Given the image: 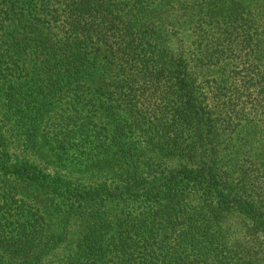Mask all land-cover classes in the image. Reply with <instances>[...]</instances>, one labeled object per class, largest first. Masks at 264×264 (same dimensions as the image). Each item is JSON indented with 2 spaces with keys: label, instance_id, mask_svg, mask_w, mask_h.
I'll use <instances>...</instances> for the list:
<instances>
[{
  "label": "trees",
  "instance_id": "trees-1",
  "mask_svg": "<svg viewBox=\"0 0 264 264\" xmlns=\"http://www.w3.org/2000/svg\"><path fill=\"white\" fill-rule=\"evenodd\" d=\"M0 82L8 115L58 95L108 119L72 164V115L56 145L0 117V264H264V0H0Z\"/></svg>",
  "mask_w": 264,
  "mask_h": 264
},
{
  "label": "rangeland",
  "instance_id": "rangeland-1",
  "mask_svg": "<svg viewBox=\"0 0 264 264\" xmlns=\"http://www.w3.org/2000/svg\"><path fill=\"white\" fill-rule=\"evenodd\" d=\"M234 67H236V63H228L225 65L224 68H222V66L220 68L216 67L214 70L212 69L210 73L206 74L205 77H207L208 80H206V78L204 77L203 79H201L199 83H197L196 88L199 92V96L203 99H204L203 94L204 95L206 94V96L208 95L210 97L205 100L204 106H206V110L211 109L215 112L216 110L223 109L225 99L222 98L221 102L217 103L215 98L212 97V89L214 90V88L216 87L215 85L221 80H223L225 84L231 87H235L237 84L236 82L237 79L234 78V76H231L232 70ZM30 76L19 78V80L24 84V86L26 85L28 86L29 84L27 83V77L30 78ZM91 80H92L91 78L86 77V79L83 82L88 85V82H90ZM2 85L0 82V115H1L0 117L2 121L4 120V122L5 121L10 122V125L13 123L19 122L20 124H23L26 127H35L37 129V131L35 132V137L37 141L42 143L44 140H48L56 145L57 136H63L64 134L71 132V130H69V128H66V126L64 125L69 120V118L67 117H70V115H72L73 116L72 119L74 120L78 119V123H80L79 125L81 127L79 128L77 127L78 131H75L73 133L71 132L72 134L69 137L70 138L69 143L67 144V147H69L68 153H65L66 157L70 159L69 162H71L72 164H75V158H77V156L79 155L78 148L82 147L81 141L87 140V143H85L86 149H87L86 151L88 152L94 151L91 149L93 148L94 143L98 141L97 137L99 136V134L97 131H99L100 129H103L104 126H106L104 121L108 120L106 116L104 117L102 112L99 111L100 104L98 100H97L98 101L97 103H92L90 106L85 107V108L81 106L70 107L68 103L61 104L58 100V99H61L63 100V102L68 101L69 99L68 96L65 98H62V96H58V95H54V97L52 96L49 97L48 95V97L43 98V100L46 101V109L36 112V108L33 110H29L32 104L30 103L29 99L20 98L18 105L16 106L17 111L10 110L9 111L10 115H8L5 112L6 109L8 108L7 107L8 104L6 106L3 105L5 99H2V95H3ZM225 90L226 88L223 89V91ZM87 91L89 92L90 90H87ZM47 92H48V89H47ZM92 92L94 93V91ZM44 93L45 92H43V94ZM230 94L232 93L230 92ZM96 95H97L96 96L97 98L102 96L99 93H96ZM215 107H217L216 110H214ZM19 109H24V111L21 113ZM76 111H80V112L77 113ZM228 115L229 114L226 112L223 113L219 117V121L217 123H223V119H227ZM5 118H8V119H5ZM60 126H63V128H60ZM80 128L81 130H79ZM131 141H133L134 143L132 147L141 145L143 149H146L145 147H143L145 142H144V138L141 135L135 133L133 136V140ZM25 142H27L26 138H25ZM46 148L48 147L46 146ZM81 149L83 150V148ZM151 155L147 158L149 161L152 160ZM29 157L33 159L32 162L37 166V168L44 171L45 173L51 174L55 171V169H59L57 165L46 162V160L43 159L42 157H37L35 155H29ZM177 165H179V163H176V161L172 162V167H176ZM62 173L69 175L68 170H65V169H63ZM71 176L72 178L76 179L78 175H71ZM81 181L85 183H89V184H94V183L99 184L101 182L108 183L110 181V175L106 173H94L93 175L89 174V175L81 177ZM19 196L23 197L25 196V194L22 192L18 194L17 197ZM129 204L131 205L135 213L144 209L142 205H145L143 201H138V200H132L129 202Z\"/></svg>",
  "mask_w": 264,
  "mask_h": 264
}]
</instances>
